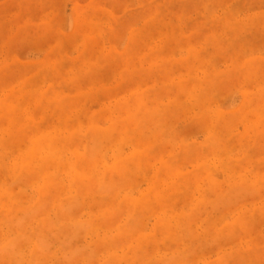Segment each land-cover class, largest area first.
<instances>
[{
  "label": "rangeland",
  "instance_id": "1",
  "mask_svg": "<svg viewBox=\"0 0 264 264\" xmlns=\"http://www.w3.org/2000/svg\"><path fill=\"white\" fill-rule=\"evenodd\" d=\"M0 264H264V0H0Z\"/></svg>",
  "mask_w": 264,
  "mask_h": 264
}]
</instances>
